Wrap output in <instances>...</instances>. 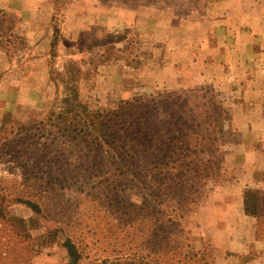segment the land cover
<instances>
[{
	"label": "rangeland",
	"instance_id": "374dc122",
	"mask_svg": "<svg viewBox=\"0 0 264 264\" xmlns=\"http://www.w3.org/2000/svg\"><path fill=\"white\" fill-rule=\"evenodd\" d=\"M0 7L22 18L28 42L15 57L0 51V88L4 100L14 98L0 127V264H66L68 237L85 264H144L148 250L136 244L154 240L148 252L162 250L171 224L157 217H178L175 206L161 204L163 188L175 192L178 180L188 182L180 194L197 190L203 198L193 213L183 211L184 225L171 228L177 242L165 262L176 253L173 264H222L229 224L242 240L264 239V0H0ZM70 60L84 73L80 100L107 125L117 124L110 116L121 101L158 93L181 94V108L188 93L197 122L222 106L214 163L206 153L186 167L179 159L173 175L182 179L166 183L128 142L57 126L49 119L52 71L66 76ZM59 89L73 94L62 83ZM193 168L199 176L187 180ZM246 196L256 199V213L243 218Z\"/></svg>",
	"mask_w": 264,
	"mask_h": 264
},
{
	"label": "trees",
	"instance_id": "16d2710c",
	"mask_svg": "<svg viewBox=\"0 0 264 264\" xmlns=\"http://www.w3.org/2000/svg\"><path fill=\"white\" fill-rule=\"evenodd\" d=\"M21 24L22 18L17 14L0 9V51H5L7 56L15 57L17 52L28 46L27 38L20 28ZM139 62L140 60L137 59L136 64ZM65 74L66 76L61 72L52 71V78L56 81L57 85V95L55 99L56 105H54L49 119L57 120V126H61L66 131H80L83 128L93 129L97 137H103L104 134L107 137L106 141L110 144H112L110 141L114 142L116 139L128 142L130 148L139 150V153L133 156L138 158L143 153L144 158L149 163H154L160 168V173L158 172L157 176L162 174L163 178L161 180H164L166 183L169 181L170 176L173 175V170L176 169L175 162L179 159H182V165L186 167L196 159H199V161L204 160L205 157L202 154L206 153L209 157L206 159L207 162L214 163V156L221 147L218 144L220 142L222 144L224 139L226 116L223 115L222 106L216 105L215 108L212 106V114L206 116L204 121L197 122L194 111L187 108L189 107L187 103L190 98L188 93H186V97L182 101L183 108L180 107L181 94L176 92L167 94L158 93L157 97L147 98L141 96L121 101L110 116L111 120L112 116L117 119V124L107 125L105 119H100L104 116L103 114L98 112L100 115H94L96 111H92L79 98L76 83L84 75L82 69L79 67V63L75 60H70L65 65ZM61 83L63 87L67 86L71 88L73 94H60L59 86ZM201 89L203 90V87ZM111 137L113 139H110ZM58 143H55V145ZM186 160L188 161L186 162ZM21 167L22 173L26 174L29 170L27 169V165ZM187 172V180L192 179V176H199L197 175L198 168H193L190 171L187 170ZM174 177L182 179L180 175L176 174L170 180ZM180 185L187 188L188 182L185 180L179 182L178 180L175 192H173L174 189L170 186L163 188L168 192H163V202L161 200V204L168 208L170 205L175 206L174 211L178 212V217H169L166 220L162 219L161 216L157 217L162 223L168 222L171 224L167 228V235L171 236V238L168 236V240H166L167 236H163L161 238L162 242L159 245L162 250H155L154 253L148 252L157 245V242L154 240H148L145 246L136 244V247L140 248L141 251L148 250L147 253L140 254L144 258V261H147L144 264H170L171 254H169V259L167 258L166 262L164 257H166L167 253L173 251V243L177 242V235L172 234L174 230L171 228H174V225H184L180 221V218L184 217L183 211L189 210V213H193L202 204L203 194H199L197 190L194 196L184 195V193L180 194L177 191V187ZM16 201L26 203L34 211H40L39 204L30 199L18 197ZM255 201L256 199L252 196L245 197L246 214L255 216ZM129 243H132V241L125 240L121 244L125 245L127 253L133 247ZM63 246L67 249L68 253L66 264H85L83 262V253L72 238H66ZM117 249L115 248L114 251L122 252L121 248L120 250ZM127 253H122L121 257L126 262H130L132 258L126 256ZM174 254L176 255V253ZM174 254H172L171 264L174 263ZM105 263L106 260H103L100 264Z\"/></svg>",
	"mask_w": 264,
	"mask_h": 264
},
{
	"label": "crops",
	"instance_id": "0c3cea01",
	"mask_svg": "<svg viewBox=\"0 0 264 264\" xmlns=\"http://www.w3.org/2000/svg\"><path fill=\"white\" fill-rule=\"evenodd\" d=\"M2 8V7H0ZM20 93V90L15 89ZM5 94L0 88V127L4 119L13 108L14 98L4 100ZM243 218L248 214L242 210ZM229 224L222 230V242L220 247L224 257L221 259L222 264H264V239L248 234L238 238L239 233ZM236 232V233H235ZM254 252V257L249 253Z\"/></svg>",
	"mask_w": 264,
	"mask_h": 264
}]
</instances>
